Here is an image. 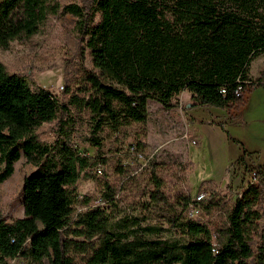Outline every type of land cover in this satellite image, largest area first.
Returning <instances> with one entry per match:
<instances>
[{
	"label": "trees",
	"instance_id": "1",
	"mask_svg": "<svg viewBox=\"0 0 264 264\" xmlns=\"http://www.w3.org/2000/svg\"><path fill=\"white\" fill-rule=\"evenodd\" d=\"M85 2L63 11L76 19L93 66L82 69L79 90L87 94L81 105L90 113L88 142L96 148L103 125L117 130L145 123L148 101L170 110L176 107L174 97L188 92L190 108L235 110L243 106L246 91L264 87V69L254 84L248 76L251 62L264 53V0ZM52 8L48 0H1L0 48L34 36ZM66 111L49 91L32 88L0 62V184L22 156L36 168L23 180V218L7 223L0 215V264L15 259L22 264H250L249 235L260 218L256 206L264 196V170L260 185H250L231 206L216 239L188 218L193 199L183 205L187 221H170L188 236L185 241L147 238L154 229L137 222L135 231H115L100 205L72 218L76 197L69 187L92 159L72 150L70 135L62 130L56 147L38 140L36 130ZM130 151L139 158L135 146ZM155 178L149 200L160 197ZM113 200L106 183L99 204ZM263 260L262 251L256 264Z\"/></svg>",
	"mask_w": 264,
	"mask_h": 264
},
{
	"label": "rangeland",
	"instance_id": "2",
	"mask_svg": "<svg viewBox=\"0 0 264 264\" xmlns=\"http://www.w3.org/2000/svg\"><path fill=\"white\" fill-rule=\"evenodd\" d=\"M48 1L54 9L37 33L0 48V62L10 74L22 77L32 88L49 91L67 107L58 119L36 130L39 142L58 146L63 140L62 130L70 135L72 150L92 159L91 166L69 187L70 194L76 197L72 218L100 205L109 214L115 231H135L137 222L139 227L154 229L146 232L147 238L185 241L188 236L173 229L170 221L176 217L187 221L185 200L191 202L203 193L205 198L194 220L207 227L214 239L218 238L231 206L250 187L249 173L256 171L259 175L264 170V87L246 91L240 109L225 110L228 119L235 115L240 125L220 123L221 127L211 130L216 134L209 133L203 140L193 131L189 118L181 115L178 106H184L190 97L188 92H181L173 99L176 107L170 110L148 101L145 123L117 130L103 125L96 134L101 147L96 148L88 142L92 130L90 113L81 105L87 94L79 90L82 69L91 71L93 66L85 42L76 31V19L63 11L66 5L84 6L87 2ZM263 69L264 53L250 64L248 76L253 84ZM66 87L69 93H65ZM241 144L258 152L244 155ZM132 146L139 158L137 152L131 153ZM98 164L102 166L101 174L96 172ZM35 169L22 156L14 164L12 176L0 184V215L7 223L23 218L22 184ZM154 177L159 181L160 197L149 200V193L156 189ZM106 183L114 200L99 204ZM256 209L260 218L249 235L253 252L250 264H256L262 251L264 259V196ZM7 264H22V259Z\"/></svg>",
	"mask_w": 264,
	"mask_h": 264
},
{
	"label": "crops",
	"instance_id": "3",
	"mask_svg": "<svg viewBox=\"0 0 264 264\" xmlns=\"http://www.w3.org/2000/svg\"><path fill=\"white\" fill-rule=\"evenodd\" d=\"M191 95L189 97L190 102ZM186 103L184 106L179 105V110L181 115H186L189 120L191 121L190 126L192 127L193 131L196 135L199 136L201 140L206 137L209 133L211 135L216 134L214 131H211L214 128H218L220 123H230L233 124L235 127L240 125V121L237 116L231 115L232 118L228 119V112L222 111L221 109L211 108V107H199V108H190V104ZM196 110H199L196 112ZM221 110V111H220ZM243 151L246 152H258L257 149H249L241 144V153ZM241 155V154H240ZM239 156V155H238Z\"/></svg>",
	"mask_w": 264,
	"mask_h": 264
},
{
	"label": "built area",
	"instance_id": "4",
	"mask_svg": "<svg viewBox=\"0 0 264 264\" xmlns=\"http://www.w3.org/2000/svg\"><path fill=\"white\" fill-rule=\"evenodd\" d=\"M242 93L239 92L237 93V96ZM192 144H195V141H192ZM96 172H98L99 174H101V169L98 168L96 170ZM259 175L256 173V171H251L249 173V184L250 185H257L258 183V177ZM205 195L203 193H199L196 197H194L193 199V203L189 206L188 209V213L187 216L189 219H195L197 218L198 214H199V204L204 200Z\"/></svg>",
	"mask_w": 264,
	"mask_h": 264
}]
</instances>
